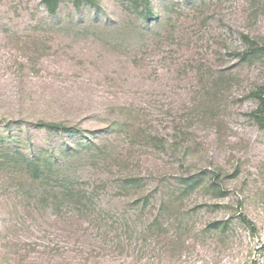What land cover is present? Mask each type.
<instances>
[{
  "label": "rangeland",
  "instance_id": "rangeland-1",
  "mask_svg": "<svg viewBox=\"0 0 264 264\" xmlns=\"http://www.w3.org/2000/svg\"><path fill=\"white\" fill-rule=\"evenodd\" d=\"M99 2L61 0L53 16L43 0H0V264H264L251 94L264 88V0H153L162 23L142 38L132 0ZM93 135L106 158H88ZM62 145L74 148L71 174L98 187L95 221L41 203L10 167ZM128 174L140 190L121 187Z\"/></svg>",
  "mask_w": 264,
  "mask_h": 264
},
{
  "label": "trees",
  "instance_id": "trees-1",
  "mask_svg": "<svg viewBox=\"0 0 264 264\" xmlns=\"http://www.w3.org/2000/svg\"><path fill=\"white\" fill-rule=\"evenodd\" d=\"M43 3L51 15L55 16L59 13L61 0H43ZM72 3L76 11H80L85 6L98 8L100 5L99 0H72ZM132 4L137 8L138 14L143 21V23L138 26V32L141 38V35L147 32V30H151V23L156 22L155 26L162 23V18H157V13L152 10L153 0H132ZM100 23L103 22L101 21ZM121 33L123 35L127 34V37L134 38L136 32L133 30L127 33L126 28L123 27ZM246 38L248 39L249 37L246 36ZM258 51V48L251 46L245 56L249 59L256 55ZM251 94L260 102L259 108L252 113V116L255 117L260 126L264 127V88L260 87L259 90L257 89ZM37 124L47 130L63 134L74 132L75 128L62 122L47 121L44 119L38 120ZM86 138L85 147L88 150V158H106V154H108V143H100L97 135ZM74 154L73 147H65L64 145L58 148L54 156L52 154L39 156L22 153L16 155L18 159L12 158L13 161H11V163L13 165L10 167L15 170L17 176L20 178L23 177L27 183L31 182V185L36 187L33 188L34 190H42L41 192L39 191L38 194V196L41 194V203L46 204L48 201L51 202L58 212L70 208V212L74 215L72 218L76 223L95 221L98 219L99 212L95 203L96 197L99 195L98 187H95V189L86 187V181L81 183L80 179H78L79 176L76 175V177H74L71 174V171L74 172L73 167L77 164L76 160H70ZM62 157H65L68 161H62ZM63 171L66 173L64 174ZM53 181H56V185H51L50 182ZM184 182L187 189L193 190L199 185V180L195 177L186 178ZM121 187L129 190H140L142 187V178L135 174H128L124 177ZM218 224L219 222L215 223V226L218 227ZM157 228H161V223L156 218L155 221L148 226V231Z\"/></svg>",
  "mask_w": 264,
  "mask_h": 264
}]
</instances>
